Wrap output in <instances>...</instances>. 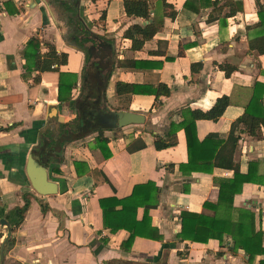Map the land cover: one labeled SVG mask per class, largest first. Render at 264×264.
Here are the masks:
<instances>
[{"label": "crops", "instance_id": "obj_1", "mask_svg": "<svg viewBox=\"0 0 264 264\" xmlns=\"http://www.w3.org/2000/svg\"><path fill=\"white\" fill-rule=\"evenodd\" d=\"M185 1L166 0L175 11L174 17H169L164 15L162 0H150L151 17L162 18L163 25L140 50H131L130 40L122 37V32L130 24L144 22L142 18L125 15L122 0H76L78 12L81 4L99 7L103 3L100 10L105 9L104 31L114 38L111 45L105 43L111 55L105 54L104 60L114 63L104 90L103 110L142 113L145 122L112 125L111 130H104L111 153L107 158L96 148L95 133H89L63 145L61 160L55 155L56 161L45 165L32 149L42 141H50L49 135L57 133L59 123L75 117L72 102L58 100L59 71L76 74L72 99L77 98L85 53L67 35L65 11L54 0H0V213L22 205L24 191L32 194L22 222L11 232L13 244L5 246L3 264H257L264 257L258 255L248 262L243 250L232 252L225 244L220 247L216 239L195 243L176 236L180 211L212 214L202 203L217 199L213 178H229L233 172L214 168L211 172L183 175L178 169L179 163L187 160L183 129L176 131L174 144L166 147L155 148L156 136L169 140V124L180 121L181 108L207 110L218 97L226 95L229 104L217 120L195 122L198 140L209 133L225 138L231 123L243 113L254 83L264 84V54L248 48L249 33L260 24L255 0H233L241 8L225 18L230 7L226 0H217L216 6H223L220 11H212L211 6L194 11L193 6L184 8ZM260 3L264 6V0ZM14 8L18 10L15 13L10 11ZM90 15V19L97 20L100 11ZM31 37L39 40L41 53L47 50L46 43H52L59 53H67L59 71L25 70L22 50ZM124 58L161 65L118 66L117 61ZM199 62L201 68L192 71L191 64ZM221 63L235 67L229 76L218 67ZM100 69L103 80L105 71ZM36 75L38 81H34ZM116 81L142 85L162 82L170 93L158 99L147 93L116 95ZM260 130L261 138L246 132L239 137L233 158L242 172L248 161L255 160L258 173L264 175L263 126ZM141 143L144 146L138 147ZM29 153L38 163L42 161L48 178L57 184L56 193L39 195L32 189L25 172ZM186 180L189 187L184 193L182 183ZM147 181L159 187V203L149 215L151 225L162 237L156 240L138 236L126 246L122 244L128 237L126 230L112 232L104 227L99 199L127 196L135 184ZM40 202L47 205L45 211ZM234 206L254 213V227L262 232L264 244L263 185L244 183L234 196ZM141 215L142 209L138 208L137 219ZM6 234V227L0 225V244ZM228 241L225 237L224 243Z\"/></svg>", "mask_w": 264, "mask_h": 264}, {"label": "trees", "instance_id": "obj_2", "mask_svg": "<svg viewBox=\"0 0 264 264\" xmlns=\"http://www.w3.org/2000/svg\"><path fill=\"white\" fill-rule=\"evenodd\" d=\"M94 2V0H91ZM56 6L65 11L66 23L69 27L67 34L72 41L85 53L84 66L82 68V85L77 98L72 99V89L76 85V74L59 71V66L66 63L67 53L57 52L52 43H46L47 50L40 52V42L36 37L27 40L22 56L25 60L23 66L27 72L37 70L38 72L54 70L59 71L58 80V100L71 101L75 117L68 122L58 124V131L50 136V141H42L40 146L34 147L32 153L38 155L47 165L56 161V156L61 160L63 145L68 142L80 139L89 133H95L96 148L102 153L104 158L111 155L106 146L108 138L103 134L104 130H111L109 122L103 120V115L111 114L103 107L105 104V92L101 69L94 59L102 51V44L111 45L112 39L105 35L92 32L87 23L80 17L76 7V0L65 3L64 0H54ZM217 0H186L184 8L193 6L194 11H199L200 7L211 6L212 11H220L223 6H216ZM230 4L229 10L223 15H234L241 7L236 5V1L226 0ZM164 15L174 17L175 11L171 4L162 0ZM197 4V5H196ZM256 13L259 18V26L249 33L248 48L255 49L259 54H264V6L260 0H255ZM8 4L6 7L8 8ZM125 15L139 17L144 20L142 23H133L127 26L122 32V37L130 40L131 50H140L144 42L151 39L153 35L162 27V18H152L150 15V0H122ZM170 9L167 11L166 9ZM17 12V9L10 10ZM99 19H105V9L100 10ZM93 49L96 57L90 58L89 50ZM168 57V56H166ZM118 66L127 68L160 67L161 63H151L146 60L134 58H124L117 61ZM201 63H192L191 70L197 71L201 68ZM218 67L229 76L235 69L228 64H218ZM96 74L99 77H96ZM39 75L34 77L38 81ZM253 92L248 103L244 107L243 113L237 117L230 126L225 138H220L216 133H209L203 139L198 140L196 136L195 122L197 119L217 120L229 104L226 95L218 97L213 105L207 110L191 109L185 106L180 109V121L169 124L170 131L166 136L169 140L156 136L154 140L155 148L166 147L174 144L175 133L178 129H183L186 139L187 160L178 165V169L183 175L189 176L192 171L211 172L214 168L232 170L231 177H214L213 182L217 187V199L214 201L204 200L202 207L212 211V214L196 212L183 209L179 214L180 231L177 233L179 240H189L195 243H204L208 239L218 240L220 247L224 244L235 252L243 250L248 262H253L258 255H264V244L262 232L255 230L254 213L249 208H236L234 206V196L242 189L246 182L256 183L264 187V175L258 173L257 161L247 162L246 171L240 170L238 162L234 161L233 153L239 137L242 133H248L255 138L262 137L260 126L264 128V84L255 82ZM116 95L147 93L154 95L158 99L161 95L170 93L166 84L159 82L156 85L134 84L125 81H116L114 84ZM159 102L156 100V104ZM141 143L138 147H143ZM75 165L78 162H74ZM57 170V168H54ZM189 182L182 183V191L187 192ZM159 187L153 182L135 184L130 194L118 198L107 196L99 199V206L102 214L104 227L114 232L124 229L128 232V237L122 244L129 246L134 237H145L150 239H160L162 235L158 229L151 225L149 210L156 207ZM32 194L24 191L21 194L23 204L15 206L13 209L3 212L0 217L8 220L11 230L15 229L23 220L25 211L30 203ZM41 210L45 211L47 205L40 202ZM138 208L142 209L139 219L136 217ZM229 238L224 243V238ZM14 239L10 237L6 243L7 248L13 244ZM221 253V252H219ZM257 264H264V257L257 260Z\"/></svg>", "mask_w": 264, "mask_h": 264}, {"label": "water", "instance_id": "obj_3", "mask_svg": "<svg viewBox=\"0 0 264 264\" xmlns=\"http://www.w3.org/2000/svg\"><path fill=\"white\" fill-rule=\"evenodd\" d=\"M102 50L103 51H101L97 58V62L100 63V67L105 71L102 88L105 90L107 80L112 71L114 60L109 59L108 61H104L103 59L105 54L109 53V55H111V51L108 52V46H104ZM96 77H99V75L96 74ZM60 120H62L61 117ZM103 120L109 122L111 125L116 124L118 127H123L129 124H142L145 122V116L144 114L138 112L120 111L103 115ZM40 163L35 160L31 153L27 155L25 172L28 176L30 185L32 189L39 195L54 194L57 192V184L55 181L48 178L47 170L41 160ZM0 225L5 226L7 230V234L0 244V264H3L5 246L8 239L10 238L12 230L8 220L3 217L0 218Z\"/></svg>", "mask_w": 264, "mask_h": 264}, {"label": "rangeland", "instance_id": "obj_4", "mask_svg": "<svg viewBox=\"0 0 264 264\" xmlns=\"http://www.w3.org/2000/svg\"><path fill=\"white\" fill-rule=\"evenodd\" d=\"M90 3V2H89ZM88 3V4H89ZM99 5V7H97V5H85L84 7H82V4L80 5L81 6V8L79 7V12H81V10H82V12L81 13H79V15H80V17L87 23V25L89 26V28H90V30H92V31H100L101 33H103L105 36H107V37H109L110 39H112L113 41H114V38H112V37H110V36H108V34L107 33H105V29H104V23H103V20L102 19H97V20H92V19H90L89 17H88V15L89 14H91V15H93V14H95L96 12H99L100 11V9L102 8V7H104V4L102 3L101 4V2L98 4ZM85 9H86V11H85ZM99 10V11H98ZM98 14V13H97ZM90 15V16H91ZM97 16V15H96ZM69 32H67V34H68ZM121 128H119V130H120Z\"/></svg>", "mask_w": 264, "mask_h": 264}, {"label": "flooded vegetation", "instance_id": "obj_5", "mask_svg": "<svg viewBox=\"0 0 264 264\" xmlns=\"http://www.w3.org/2000/svg\"><path fill=\"white\" fill-rule=\"evenodd\" d=\"M104 45H102V49L104 48V46H108V45H106L105 43H103ZM108 48L110 49V47L108 46ZM103 51V50H102ZM89 54H90V58H95L96 56V53L93 51V49H90L89 50ZM100 55V54H99ZM97 58H98V56L94 59L96 62H97ZM104 60V59H103ZM104 61H106V60H104ZM99 64V66H100V63H98Z\"/></svg>", "mask_w": 264, "mask_h": 264}]
</instances>
